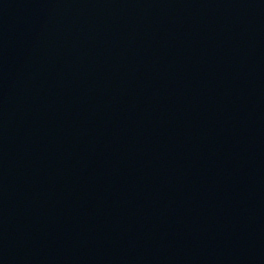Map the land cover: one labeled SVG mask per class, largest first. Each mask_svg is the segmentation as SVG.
I'll return each instance as SVG.
<instances>
[{
  "label": "water",
  "instance_id": "water-1",
  "mask_svg": "<svg viewBox=\"0 0 264 264\" xmlns=\"http://www.w3.org/2000/svg\"><path fill=\"white\" fill-rule=\"evenodd\" d=\"M0 264H264V0H0Z\"/></svg>",
  "mask_w": 264,
  "mask_h": 264
}]
</instances>
